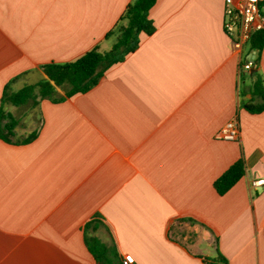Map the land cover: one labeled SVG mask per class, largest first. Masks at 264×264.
Masks as SVG:
<instances>
[{"label":"crops","instance_id":"0c3cea01","mask_svg":"<svg viewBox=\"0 0 264 264\" xmlns=\"http://www.w3.org/2000/svg\"><path fill=\"white\" fill-rule=\"evenodd\" d=\"M132 1L0 0V105L11 81L18 91L45 65L109 51ZM223 15L224 0H156L154 33L125 61L85 94L40 101L31 143L0 138V264H96L95 219L91 234L135 264H264V187L249 188L264 178V111L245 109L253 53L233 51ZM234 119L239 140L218 139ZM241 157L245 175L220 196L214 182ZM180 219L200 230L182 243Z\"/></svg>","mask_w":264,"mask_h":264},{"label":"trees","instance_id":"16d2710c","mask_svg":"<svg viewBox=\"0 0 264 264\" xmlns=\"http://www.w3.org/2000/svg\"><path fill=\"white\" fill-rule=\"evenodd\" d=\"M156 0H133L126 11L107 34V38L114 37L115 41L109 51L101 52L98 47L85 53L79 59L66 64H48L43 67L46 79L36 84L26 85L18 91L11 89L12 81L7 84L1 98L0 105V138L8 143L28 144L34 141L40 129L41 120L37 128L26 137H21L18 128L21 119L14 116L10 108H22L28 112L37 109L40 101L49 100L53 103L63 102L76 94H85L94 88L105 73L114 65L125 61L126 57L135 52L140 45V35H152L155 31L153 22L149 19V12ZM264 15V9L262 10ZM251 53H255L252 69V94L257 102L245 105V109L252 114L264 111V81L259 73L261 52L264 49V30L254 34L248 43ZM14 82V81H13ZM63 90L64 96L59 94ZM245 175V161L241 157L232 164L215 182L216 192L223 196L229 192ZM97 220H93L84 228L87 248L93 255L96 264H124L123 258L114 245L101 242L91 233L95 229ZM184 224L198 225L192 219H180L172 226L171 232L178 230ZM205 227V225L201 224ZM182 243L184 233H179ZM228 264L225 258L218 254L216 259L206 260V264Z\"/></svg>","mask_w":264,"mask_h":264},{"label":"built area","instance_id":"2783aa9c","mask_svg":"<svg viewBox=\"0 0 264 264\" xmlns=\"http://www.w3.org/2000/svg\"><path fill=\"white\" fill-rule=\"evenodd\" d=\"M223 29L231 41L233 51L239 52L248 45L252 36L264 30V15L260 0H224ZM250 58L241 69L250 72L253 67ZM240 125L237 119L227 122L218 133V139L238 141ZM264 187V178L250 181V190ZM124 264H135L131 255L123 257Z\"/></svg>","mask_w":264,"mask_h":264},{"label":"rangeland","instance_id":"374dc122","mask_svg":"<svg viewBox=\"0 0 264 264\" xmlns=\"http://www.w3.org/2000/svg\"><path fill=\"white\" fill-rule=\"evenodd\" d=\"M64 93L65 92L63 90L59 89V94L64 95ZM25 112H27V114L24 115ZM14 115L22 120L20 127L18 128V133L21 137H26L35 127L38 126V117L37 115L33 114V112H28L25 109L19 108L16 110ZM253 197H256L255 194H253ZM181 227L182 228L179 230L184 233V238H188L193 233L198 234L197 231H200L197 226L188 227L182 225ZM184 238L182 240H184Z\"/></svg>","mask_w":264,"mask_h":264},{"label":"water","instance_id":"95a60500","mask_svg":"<svg viewBox=\"0 0 264 264\" xmlns=\"http://www.w3.org/2000/svg\"><path fill=\"white\" fill-rule=\"evenodd\" d=\"M252 61H254L255 59V53L251 54L250 57H249ZM255 70H252V73H254Z\"/></svg>","mask_w":264,"mask_h":264}]
</instances>
